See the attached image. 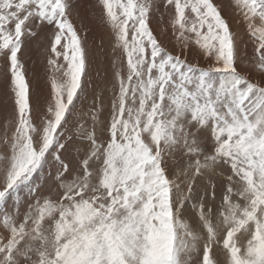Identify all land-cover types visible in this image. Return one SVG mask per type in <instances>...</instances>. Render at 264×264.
<instances>
[{"label":"snow or ice","instance_id":"6c2138e0","mask_svg":"<svg viewBox=\"0 0 264 264\" xmlns=\"http://www.w3.org/2000/svg\"><path fill=\"white\" fill-rule=\"evenodd\" d=\"M0 264H264V0H0Z\"/></svg>","mask_w":264,"mask_h":264},{"label":"rangeland","instance_id":"374dc122","mask_svg":"<svg viewBox=\"0 0 264 264\" xmlns=\"http://www.w3.org/2000/svg\"><path fill=\"white\" fill-rule=\"evenodd\" d=\"M81 3H87V0H80ZM97 34L99 35L100 33L97 32ZM99 42V41H97ZM109 46V41L107 39V37L105 36V49H108ZM32 59L29 61V64L31 65L33 61H35V67L37 71H42V66L40 64V60H41V56L38 50H33L32 54ZM103 75V73H101V76Z\"/></svg>","mask_w":264,"mask_h":264}]
</instances>
